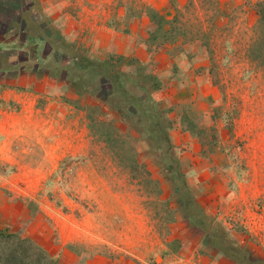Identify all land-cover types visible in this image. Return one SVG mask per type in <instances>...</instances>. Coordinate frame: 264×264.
Segmentation results:
<instances>
[{
    "label": "rangeland",
    "instance_id": "rangeland-1",
    "mask_svg": "<svg viewBox=\"0 0 264 264\" xmlns=\"http://www.w3.org/2000/svg\"><path fill=\"white\" fill-rule=\"evenodd\" d=\"M95 3L93 16L106 17L114 28L146 18L147 50L169 46L171 66L156 71L154 63L124 56L132 59L123 66L132 74L122 75L116 73L121 63L107 61L115 54L91 56L82 38L51 53L42 41L36 51L14 41L5 54L11 69L30 72L36 64L31 72L43 70L62 86L60 99L82 103L74 105L78 114L86 96L106 99L105 111L86 104L85 111L92 117L106 112L121 130L114 147L121 146L114 154L113 144L89 130L81 141L87 150L61 158L41 179L35 200H25L31 212L34 204L41 209L39 215L0 230L31 238L63 264H85L96 252L130 264H203L199 256L209 259L206 264H246L249 258L264 264V0ZM4 46L0 42V50ZM150 77L159 81L155 91ZM174 131L185 139L183 147L174 143ZM123 148L134 149V166ZM183 152L195 154V165L206 162L208 175L182 163ZM39 161V155L18 164L1 158L0 194H11L3 184L19 164ZM26 225L35 236H28Z\"/></svg>",
    "mask_w": 264,
    "mask_h": 264
},
{
    "label": "crops",
    "instance_id": "crops-1",
    "mask_svg": "<svg viewBox=\"0 0 264 264\" xmlns=\"http://www.w3.org/2000/svg\"><path fill=\"white\" fill-rule=\"evenodd\" d=\"M95 1L23 0L21 2L13 0L9 2V0H0V42L5 44L2 48L3 51L0 50L3 52V54L0 53V159L3 158L10 163L18 164L19 159L32 161L34 156L39 155L40 157V161L34 166L30 163L19 164L16 167L18 172L10 175L3 184L11 194L8 197H3L0 194V228H15L18 224H26L27 220L36 218V214L39 215L38 209L40 208L34 204L33 212H31L25 205V200H35L34 197L41 181L58 165L61 158L68 154L84 152L81 149L87 150L85 144L81 142L83 136L87 132L89 134L90 114H88V110L85 111V104L105 111L102 100L94 101L86 96L84 112L78 114L74 105L78 107L82 103L60 99V95L64 92L62 86L55 84V79L46 75L43 70L31 72L37 67L36 64L33 69L30 68L32 69L30 72L27 70L13 71L11 55L6 60L5 54L12 51L11 45L14 44V41L18 42V48L32 46L36 51L35 48L39 49L40 47L39 42L45 41L44 31H47L48 37L52 36V32H57L64 41L74 42L79 38L85 40L86 44L83 48L91 56L104 58L106 55L115 54L135 57L142 63L146 62L150 65L154 63L156 71L160 69L164 72H167L171 66L170 61L172 60L167 53L169 46L165 45L154 54L147 50V29L144 30L148 25L146 18H143L139 23H129L122 29L114 28L107 22L106 17L103 19L100 16L99 18L93 16L94 12L90 11V7L94 9V5H97ZM11 6L14 9L13 12L9 9ZM117 21L121 20L117 19ZM7 46L11 48L8 49ZM44 49L42 48L43 51ZM201 52L200 58L204 55V51ZM2 55L3 59L1 60ZM196 59L193 69L198 67ZM58 86L59 88H56ZM50 91H54L53 95L59 94V96H53ZM106 116L105 112L103 116L97 114L94 119L100 121L104 120ZM105 120L108 122L112 119L109 120L107 117ZM118 120L117 125L122 128L123 125H119L121 118ZM80 122L83 124L81 125ZM173 134L175 135L174 143L178 147H183L185 139L176 131ZM181 138L183 142L180 141ZM92 141L90 136L88 142ZM193 149L198 152L197 148ZM194 155V153L183 152L179 157L182 163L190 162L194 165L195 170L199 168V175L204 178L208 175L207 169L203 168L207 163L198 160L201 163L195 165ZM199 181H201L200 178ZM211 182L213 189L214 179ZM213 192L214 189L211 193L213 194ZM24 227L29 237L35 236L27 225ZM61 233H64L63 229H61ZM68 240L72 239L68 238ZM64 242H66L65 239L62 243ZM197 247L196 243L188 247L191 251V256L189 255L188 259L195 255L194 250ZM67 255L71 259V255ZM196 260L198 262L202 260L201 263L206 264L209 259L206 256H199ZM109 261L104 255L96 252L89 254V258L87 257L84 263L130 264L123 260Z\"/></svg>",
    "mask_w": 264,
    "mask_h": 264
},
{
    "label": "trees",
    "instance_id": "trees-1",
    "mask_svg": "<svg viewBox=\"0 0 264 264\" xmlns=\"http://www.w3.org/2000/svg\"><path fill=\"white\" fill-rule=\"evenodd\" d=\"M264 6V3H263ZM263 18H264V9L261 10L259 13ZM151 20H154V17H150ZM43 36H45V41L44 42L49 48L50 51L49 53L55 51L60 47L62 42H64L63 38L59 36L57 32H52V36L48 37L47 31L43 32ZM251 59L257 61V63H260L258 55H253L250 56ZM41 59V58H40ZM117 62L119 65L121 63V66L116 69V73L120 72L122 75H131L132 72H126L123 66H126L127 64L132 65V59L129 58L128 61H126V57L124 56H115L114 58L112 56L107 59L108 63L113 65V62ZM264 62V60H263ZM114 67V66H112ZM124 69V72L123 70ZM152 78V77H150ZM153 80V89L152 91H155L159 87V81L152 78ZM120 82V81H119ZM102 102L106 103V99H102ZM107 104V103H106ZM94 108V107H93ZM121 108V107H119ZM95 109V108H94ZM122 111V109H119ZM125 123L126 125H129L128 119L125 117ZM113 123L110 121H97L94 119V116L89 115V122H88V128L90 131L94 132L93 135H97L100 138H103L105 143L113 144L112 145V150L114 154L118 153L117 150L120 148V146H117L116 148L114 147L115 144L120 141L121 133L120 129L118 130L116 127H113ZM128 128V126H127ZM99 129V131H96ZM127 133V132H126ZM128 135V134H126ZM131 152L129 156V161H132L133 166H134V154L135 151L133 148H129L128 150H121L122 153L124 152ZM133 156V159H132ZM71 250H73L70 247ZM248 256V255H247ZM249 258V257H248ZM250 259V258H249ZM245 262L246 264H257L256 260H249ZM0 264H63L59 260H57L55 257L50 255L47 251H45L42 247L37 245L31 238H28L24 235H20L16 232H7L5 230H0Z\"/></svg>",
    "mask_w": 264,
    "mask_h": 264
}]
</instances>
